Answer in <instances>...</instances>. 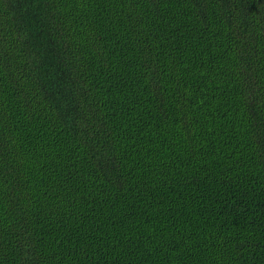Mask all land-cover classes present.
<instances>
[{
  "label": "trees",
  "instance_id": "1",
  "mask_svg": "<svg viewBox=\"0 0 264 264\" xmlns=\"http://www.w3.org/2000/svg\"><path fill=\"white\" fill-rule=\"evenodd\" d=\"M0 264H264V0H0Z\"/></svg>",
  "mask_w": 264,
  "mask_h": 264
}]
</instances>
